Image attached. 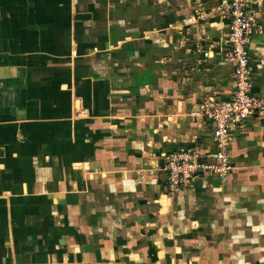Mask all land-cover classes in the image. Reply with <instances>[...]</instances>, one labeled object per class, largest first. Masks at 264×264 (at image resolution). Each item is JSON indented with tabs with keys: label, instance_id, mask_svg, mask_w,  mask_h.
<instances>
[{
	"label": "crops",
	"instance_id": "0c3cea01",
	"mask_svg": "<svg viewBox=\"0 0 264 264\" xmlns=\"http://www.w3.org/2000/svg\"><path fill=\"white\" fill-rule=\"evenodd\" d=\"M89 1L0 0V264L170 262L175 257L170 248L177 242H172L169 234L166 242L160 240L151 229L157 230L160 202L171 203L166 210L173 219L178 206L159 187L161 176L165 186L164 170L143 179L137 172L147 167L155 170L158 161L151 163L149 158L186 143L194 131H201L200 124L199 128L191 127L193 123L190 126V117L202 122L211 135L212 145L205 147L202 155L216 151L211 124L196 113L199 107L189 106L193 102L197 106L205 95L227 97L234 87L231 68L223 60L228 32V19L221 12L223 0H187L202 6L201 10L215 5L211 24L206 22L211 31L206 36L185 34L187 41L197 37V42L192 44L193 51L187 48L183 53L189 60L182 68L180 96H169L166 106L158 104L157 110L165 109L161 114L153 111L154 106L152 112L134 118L110 110V89L104 88L97 99L89 91L86 98L91 106L87 111L82 109V99L75 98L81 90L74 82V70L78 71L74 69V52L92 48L98 38L106 37L110 45L114 38L123 42L128 34L132 37L128 28L127 33L115 37L107 19L98 24L101 20L93 17L96 3ZM111 1L102 3L109 6ZM262 7L264 0H252V12L258 19L256 12H262L260 21L264 22ZM101 12L104 16V10ZM135 24L139 29L137 20ZM137 29H133L135 38L148 33ZM156 32H149L151 39ZM76 40L80 41L77 47ZM81 45L87 48L80 49ZM247 46L254 72L253 91L264 102V33H251ZM192 74L197 77L190 82ZM101 79L89 75L84 80L96 84ZM105 84L102 86H110ZM192 90L195 93H189ZM142 99L143 95L131 97L136 103ZM176 102L181 110L174 106ZM168 107L173 110L167 111ZM248 124L254 129L252 135L261 133L264 115L255 114L234 126L233 137H241ZM174 128L176 135L169 138ZM151 130L158 133V141L147 147ZM164 135L167 143L158 144ZM244 141L233 144L236 156L242 153L236 148ZM232 161L236 165L237 159ZM143 181L148 188L145 192H119L121 183ZM125 201L132 208L125 206ZM136 222L145 223V237L143 229L139 237L133 236L131 226Z\"/></svg>",
	"mask_w": 264,
	"mask_h": 264
},
{
	"label": "rangeland",
	"instance_id": "374dc122",
	"mask_svg": "<svg viewBox=\"0 0 264 264\" xmlns=\"http://www.w3.org/2000/svg\"><path fill=\"white\" fill-rule=\"evenodd\" d=\"M96 1L91 0L89 3H96L93 17L101 20L98 24L102 25L104 22L102 19H107L110 21L111 32L115 37L119 33H127L125 32L127 28L132 32L130 33L132 37L128 34V37L122 40L123 42L114 38L110 41V45L107 44L106 37L98 38L93 42L92 48L85 50L87 47L81 45L80 49H84L85 52L83 50L82 52L80 50V53L74 52V69L78 68L77 72L76 69L74 70V82L81 90L75 98L82 99V109L87 111L91 106L86 98L89 91H92L97 99L98 96L99 98L102 96L104 88L111 91L110 110L114 113L124 112V115L129 118H134L139 113L152 112L151 109L154 106L156 108L153 111H156L159 105L166 106L165 100L169 96L172 98L180 96L182 88L178 84L183 77L182 68L189 60L183 53L187 48L192 50L194 48L192 44L197 42V37H194L193 42L187 41L185 34H191V36L196 33L200 35L202 33L203 36H206V33L209 34L211 28L206 26V22L211 24L209 19H213L215 5L201 10L202 6L188 3L187 0H112L109 6H107L108 3H102V0ZM256 3L259 2L256 1ZM261 9L264 10V7ZM101 10H104V16ZM256 13L260 17L259 26L253 34H261L264 33V22L260 21H263L262 12ZM136 20L139 29L135 24ZM168 20L173 24H170ZM133 29L148 33L146 36L135 38ZM103 30L107 31V28ZM152 30L157 31L152 37L154 40L149 36ZM190 39L193 40V38ZM76 42L74 45L77 47L80 41L76 40ZM187 44L190 45L187 46ZM209 68L213 67L209 66ZM89 75L103 79L96 84H87L84 79ZM195 76L197 77L196 74L190 76V82L196 79ZM103 82L106 83L105 86L109 84L110 86L103 87ZM190 89L188 86V90ZM188 90L185 89L186 92ZM189 93H195V91L192 90ZM141 95L144 101L136 103L131 100V97ZM208 98L209 96L205 95L197 106H195L197 102H193L189 107L194 105V108H198ZM113 99L116 100L113 101ZM156 99L160 102L158 103ZM259 100L262 107L256 114L260 116V114L264 115V102L262 98ZM174 106L181 110L180 102H176ZM172 110L173 108L169 107L167 109L169 112ZM167 111L161 116H166ZM95 112L97 113L96 110ZM168 121L170 122V119ZM189 121L190 126L193 123L191 127L199 128L200 124L201 131H194L193 136H190L191 140L171 147L172 149L163 153L182 146L181 148L190 147L202 154L205 147L212 145L207 127L191 117ZM163 124L168 125L166 122ZM169 130L164 133L167 134ZM253 132L254 129L248 124L241 137H233L226 145L223 153L227 156L229 165L224 170H212L199 174L200 178L199 176L195 178L178 193L179 195L169 194L165 189L166 185H162L163 177L161 176L162 182L158 179L160 189L173 199L175 206H178L173 219L172 213L168 215L166 210L171 203L160 202L159 224L157 230L151 229V232L156 233L160 240L164 239L166 242L169 239L166 234H169L170 240L177 242L170 248V254L175 255L174 259L170 258V262L165 261L160 264H264V131L255 135H252ZM148 134L150 139L147 142L151 141V144H147V147L156 146L157 143L154 142L158 141V133L151 130ZM173 134L175 137V128L172 133H169V138H172ZM162 138L163 140L158 144L167 143L166 135ZM243 138L245 141L236 148L239 151L242 150V153L236 156L237 153L233 152L235 149L233 144L237 141L241 142ZM162 154L160 155L159 152L154 154L152 159L149 158L150 161L152 160L151 163L158 161L155 170L147 167L137 172L141 179L147 175L163 173ZM234 159H237L236 165L232 163ZM123 189L126 192L135 189L145 192L148 188L143 181L136 185L133 182L121 183L119 192L123 193ZM125 203V206L132 208L129 201ZM158 226H163V229H159ZM166 226H173L174 230L166 231ZM131 228L133 236L139 234L140 229L145 230L142 231L143 237L148 234L144 222H136ZM174 249L176 253L173 252Z\"/></svg>",
	"mask_w": 264,
	"mask_h": 264
},
{
	"label": "built area",
	"instance_id": "2783aa9c",
	"mask_svg": "<svg viewBox=\"0 0 264 264\" xmlns=\"http://www.w3.org/2000/svg\"><path fill=\"white\" fill-rule=\"evenodd\" d=\"M251 4L252 0L222 2L221 12L228 19L223 60L231 68L234 87L227 97H209L196 112L211 124L216 147L214 154L203 156L190 147L162 154L165 185L169 194H178L201 173L224 170L229 162L223 152L233 138L232 129L252 118L262 107L253 91L254 72L247 46L249 35L259 26V19L252 12Z\"/></svg>",
	"mask_w": 264,
	"mask_h": 264
}]
</instances>
